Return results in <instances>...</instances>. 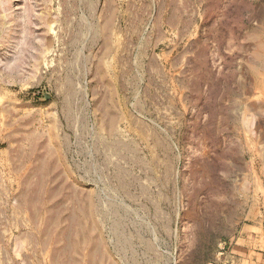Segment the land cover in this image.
Here are the masks:
<instances>
[{"label": "rangeland", "instance_id": "1", "mask_svg": "<svg viewBox=\"0 0 264 264\" xmlns=\"http://www.w3.org/2000/svg\"><path fill=\"white\" fill-rule=\"evenodd\" d=\"M0 264H264V0H0Z\"/></svg>", "mask_w": 264, "mask_h": 264}]
</instances>
